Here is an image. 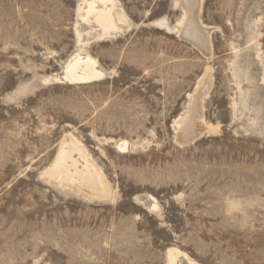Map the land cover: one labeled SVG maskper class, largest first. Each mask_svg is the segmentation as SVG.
I'll return each mask as SVG.
<instances>
[{
	"label": "rangeland",
	"instance_id": "rangeland-1",
	"mask_svg": "<svg viewBox=\"0 0 264 264\" xmlns=\"http://www.w3.org/2000/svg\"><path fill=\"white\" fill-rule=\"evenodd\" d=\"M88 1L0 0V264H264V0H199L209 50L183 0H113L108 34Z\"/></svg>",
	"mask_w": 264,
	"mask_h": 264
},
{
	"label": "bare ground",
	"instance_id": "bare-ground-1",
	"mask_svg": "<svg viewBox=\"0 0 264 264\" xmlns=\"http://www.w3.org/2000/svg\"><path fill=\"white\" fill-rule=\"evenodd\" d=\"M183 1L186 4L188 11H186V19H185V22L183 24V31L182 32L186 36L196 37L201 42V45L203 46V48L205 50H209V48H210V45H209L210 34H209L208 30L206 29V27H204V26L201 27L200 25H198V22L196 20V19H198V18H196L197 17L196 12L198 10L197 8L199 5V0H183ZM99 2L102 3L104 8H98L96 1H93V0L88 1V3H87V15L88 16L94 15V20L97 23V25L101 28L103 33L108 34L111 31L118 29L116 19H115V16L113 14V0H99ZM189 40H191V39L189 38ZM191 42H192V40H191ZM194 43H196V42H194ZM96 66H97V62L92 57L87 55L86 57L82 58V56L78 55L68 65L67 71H65V73H66L65 78H67L68 80H70L71 82H74V83L92 82V81H94V80H96L102 76V72H100ZM194 97H195V95H194ZM196 108H198V107H196ZM194 116H195V114H194ZM191 121H190V124H188L185 127L184 134L186 132L189 133V130L194 129ZM198 121H200V120H198ZM193 123H195L194 120H193ZM70 147H72V146H70ZM77 150L80 151L78 149V147H75V151H77ZM78 166H77V161H75L73 158L72 150L69 148L63 147V148H61L59 155L56 159V162L53 166V172L54 173L65 172L72 179L79 180L83 185L88 186L93 191H95L97 194L104 195L105 192L107 191V186H106L102 176L100 175V173L96 170V168L93 167L92 165H90L89 162H86V165L84 166V168L83 169L80 168L81 170L78 168ZM175 259L176 258L174 256L171 264H176Z\"/></svg>",
	"mask_w": 264,
	"mask_h": 264
},
{
	"label": "water",
	"instance_id": "water-1",
	"mask_svg": "<svg viewBox=\"0 0 264 264\" xmlns=\"http://www.w3.org/2000/svg\"><path fill=\"white\" fill-rule=\"evenodd\" d=\"M191 132H192V130H189V133H188V132L185 133L186 136L182 139V142L187 143V142L190 141L189 136L192 137V135H193V134H191ZM188 138H189V139H188Z\"/></svg>",
	"mask_w": 264,
	"mask_h": 264
}]
</instances>
